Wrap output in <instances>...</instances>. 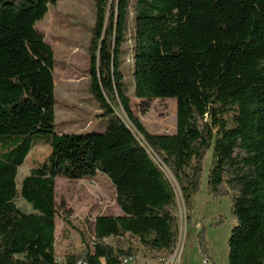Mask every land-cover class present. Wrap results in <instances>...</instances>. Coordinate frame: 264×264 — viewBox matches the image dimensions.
Listing matches in <instances>:
<instances>
[{
    "label": "trees",
    "instance_id": "trees-1",
    "mask_svg": "<svg viewBox=\"0 0 264 264\" xmlns=\"http://www.w3.org/2000/svg\"><path fill=\"white\" fill-rule=\"evenodd\" d=\"M54 2L0 0V264H123L137 255L127 235L150 251L173 253L177 193L162 166L193 209L211 147L209 190L230 196L236 220L229 264H264V0H95L90 90L110 124L69 133L55 131V54L37 29ZM130 30L134 94L176 99L173 134L150 132L134 114L122 70ZM35 134L47 135L50 165L34 168L19 190L18 168L30 151L21 141ZM99 172L114 185L122 214L97 216L92 246L60 258L56 177ZM18 194L33 211L17 206ZM200 243L209 257L203 234Z\"/></svg>",
    "mask_w": 264,
    "mask_h": 264
},
{
    "label": "rangeland",
    "instance_id": "rangeland-1",
    "mask_svg": "<svg viewBox=\"0 0 264 264\" xmlns=\"http://www.w3.org/2000/svg\"><path fill=\"white\" fill-rule=\"evenodd\" d=\"M95 8V0H55L49 5L46 16L37 23V29L52 46L55 54V131L62 130L64 133H69V131L103 132L110 124L108 117L98 116L102 110L90 90L89 44L95 23ZM131 33L130 30L128 40L124 44L122 70L134 114L150 132L173 134L176 132L177 125L176 99H141L134 94V41ZM117 113L138 138L143 140L124 109L119 106ZM225 117L231 120L232 114H227ZM24 137L21 143L29 146L30 151L18 168L16 183L19 190L23 178L29 175L34 168L50 165L51 147L47 143V135L35 134ZM212 165L213 148L211 147L207 150L203 160L200 190L193 197V209L189 210L171 170L162 166L177 193L179 217L177 250L180 247V236L185 227L181 251L175 259L176 261L179 259V264H202L201 234L204 236L210 254H213L216 261L219 264H229L228 240L232 228L236 225V220L232 214L230 196L214 198L209 190L208 180ZM55 198L57 204L55 247L56 254L60 258L68 255H81L92 246L95 239L94 223L97 216L122 214L116 202L114 185L103 174L84 179L57 176ZM15 201L23 211H33L32 205L20 194ZM195 210L198 226L195 224L197 217H192V212ZM188 216H191L190 222ZM126 242L127 246H131L137 253L136 258L130 264H161L154 260L171 256L163 252L150 251L137 238L129 235L126 236ZM107 243L115 245L116 240L108 238Z\"/></svg>",
    "mask_w": 264,
    "mask_h": 264
},
{
    "label": "crops",
    "instance_id": "crops-1",
    "mask_svg": "<svg viewBox=\"0 0 264 264\" xmlns=\"http://www.w3.org/2000/svg\"><path fill=\"white\" fill-rule=\"evenodd\" d=\"M54 76H55V73H54ZM55 84H56V82H55ZM56 88V87H55ZM55 112H56V106H55ZM69 131V130H68ZM58 133H64L62 130L61 131H57ZM70 132V131H69ZM100 174H102V173H97V175L96 176H94V177H97V176H99ZM196 211V210H195ZM197 212V211H196ZM199 225V224H198ZM197 225V226H198ZM177 247H178V245H177ZM177 247H176V249L174 250V252L173 253H171V256L169 257V258H166V257H164V258H157V259H155L154 261L156 262H158V263H160L161 262V264H179V259H178V261H176L175 259H177V258H175V255H176V252H177ZM203 255V254H202ZM229 255V254H228ZM229 257V256H228ZM134 258H136V257H133V259ZM179 258H180V256H179ZM203 258H204V255L202 256V261H203ZM209 258H211L216 264H219L217 261H216V259H215V257L213 256V254H210V256H209ZM132 259V260H133ZM131 260V261H132ZM148 260V259H147ZM131 261H129L127 264H130L131 263ZM151 261V260H150ZM150 261L149 262H147L146 261V263H150ZM171 261V262H170Z\"/></svg>",
    "mask_w": 264,
    "mask_h": 264
},
{
    "label": "built area",
    "instance_id": "built-area-1",
    "mask_svg": "<svg viewBox=\"0 0 264 264\" xmlns=\"http://www.w3.org/2000/svg\"><path fill=\"white\" fill-rule=\"evenodd\" d=\"M133 259L132 256L124 258L123 260V264H127L129 261H131ZM171 262V261H170ZM79 264H87L85 261L80 260ZM202 264H216L211 258L204 256Z\"/></svg>",
    "mask_w": 264,
    "mask_h": 264
},
{
    "label": "bare ground",
    "instance_id": "bare-ground-1",
    "mask_svg": "<svg viewBox=\"0 0 264 264\" xmlns=\"http://www.w3.org/2000/svg\"><path fill=\"white\" fill-rule=\"evenodd\" d=\"M184 231H185V227L183 228V231H182V233H181V236H180V247H179V249L177 250V253H176V255H175V258H178V255L180 254V251H181V242H182V238H183V235H184Z\"/></svg>",
    "mask_w": 264,
    "mask_h": 264
},
{
    "label": "water",
    "instance_id": "water-1",
    "mask_svg": "<svg viewBox=\"0 0 264 264\" xmlns=\"http://www.w3.org/2000/svg\"><path fill=\"white\" fill-rule=\"evenodd\" d=\"M122 118V117H121ZM123 119V118H122ZM142 139H143V137H142ZM197 213H196V211H193L192 212V217H197V215H196ZM191 217V216H190ZM195 219V218H194ZM195 224L196 225H198L199 223H198V217H197V219H195Z\"/></svg>",
    "mask_w": 264,
    "mask_h": 264
}]
</instances>
